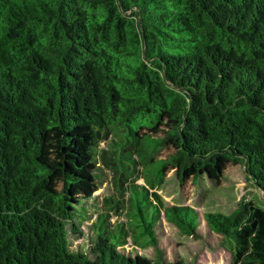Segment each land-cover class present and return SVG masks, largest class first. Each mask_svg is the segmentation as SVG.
<instances>
[{
  "label": "trees",
  "instance_id": "obj_1",
  "mask_svg": "<svg viewBox=\"0 0 264 264\" xmlns=\"http://www.w3.org/2000/svg\"><path fill=\"white\" fill-rule=\"evenodd\" d=\"M142 139L187 198L237 166L264 196V0H0V264H186L162 216L219 237L229 264H264V200L165 204L137 182ZM98 158L127 197L91 223L90 257L70 238Z\"/></svg>",
  "mask_w": 264,
  "mask_h": 264
},
{
  "label": "rangeland",
  "instance_id": "obj_2",
  "mask_svg": "<svg viewBox=\"0 0 264 264\" xmlns=\"http://www.w3.org/2000/svg\"><path fill=\"white\" fill-rule=\"evenodd\" d=\"M112 128L110 132L112 135H122L125 132L122 125ZM111 139L109 135L108 140L111 141ZM106 146L107 141L101 140L98 146L99 151ZM155 151V144L148 139H142L137 145V154L141 163V166H138L140 168L138 174L141 176L137 178V182L156 189L165 204H185L199 211L229 213L246 196L264 200V196L259 195L258 191L247 183L240 166L234 167L225 174L223 185H217L206 174H201L187 198L181 190L176 176L167 177L162 183L159 182V163L156 160H151ZM95 172L98 189L86 201L85 208L80 210L81 217H77L80 233L73 234L70 238L73 249L88 251L90 257L94 255L92 252L94 230L91 223L94 222L99 212L106 210L107 204L111 205L116 201L122 205L127 197V193H124V196L120 194L114 175L102 158L97 159ZM109 215V220L113 224L117 219H126L124 212L117 215L112 209ZM156 234L166 241L179 243L176 250L183 256L186 264H229L231 261V252L221 244L219 237L211 236L208 241H204L188 236L180 232L173 223L167 221L163 216L156 226ZM128 247L129 245H127ZM138 250L149 255L154 252L150 246Z\"/></svg>",
  "mask_w": 264,
  "mask_h": 264
}]
</instances>
